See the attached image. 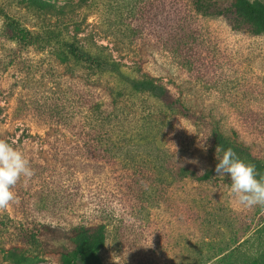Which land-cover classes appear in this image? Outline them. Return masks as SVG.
Segmentation results:
<instances>
[{
	"label": "rangeland",
	"instance_id": "374dc122",
	"mask_svg": "<svg viewBox=\"0 0 264 264\" xmlns=\"http://www.w3.org/2000/svg\"><path fill=\"white\" fill-rule=\"evenodd\" d=\"M170 7L171 0L165 6L159 0H0V139L35 164L48 132L58 124L48 120L49 108L57 104V112L66 119L72 111L67 100L74 95L69 89L83 79L107 87L108 92L120 91L116 133L142 132L149 144L162 145L165 133L175 129L174 115L156 98L132 93L115 68L138 79L144 73L165 74L184 86L187 100L221 105L230 116L227 125L242 122L250 108L264 114V70L256 61L264 41L229 34L221 21H205L201 52L185 58L171 48ZM12 24L45 42L23 56V67L11 63L15 43L8 40L7 29ZM71 44L102 60L104 72L77 67L65 52ZM248 49L253 54L248 56ZM242 54L241 60L226 62ZM263 124L253 128L264 147ZM162 179L171 184L169 176ZM81 180V176L43 173L21 178L13 189L16 201L0 209V216L15 222L32 217L59 221L65 197L71 196L75 206L80 201L81 206L88 204L84 209L90 215L105 203L115 223L124 222L122 230L111 226L107 264L264 263V207L238 206L228 186L185 182L184 188L161 192L146 188L139 197H129L115 181ZM15 240L12 227L0 231V264H12L8 256ZM15 246L20 255L24 253V247ZM26 250L31 264L64 262L36 245Z\"/></svg>",
	"mask_w": 264,
	"mask_h": 264
},
{
	"label": "trees",
	"instance_id": "16d2710c",
	"mask_svg": "<svg viewBox=\"0 0 264 264\" xmlns=\"http://www.w3.org/2000/svg\"><path fill=\"white\" fill-rule=\"evenodd\" d=\"M159 2L166 5V0ZM167 17L172 20L171 48L188 59L196 58L201 52L206 40L202 26L205 21H221L229 34L246 37L251 42L264 41L262 0H171ZM7 37L15 43L11 63L16 67L24 66L23 56L31 49L45 44L43 38L13 24L7 29ZM65 52L77 67L104 72L105 63L79 46L71 44ZM248 53V56L253 54L250 49ZM256 55L258 65L264 70V50ZM242 57L243 54L238 58L234 55L226 62L233 64ZM115 71L132 93L148 94L171 112L175 129L165 133L162 145L149 144L148 137L142 132L116 133L114 126L119 122L120 91L111 89L108 92L107 87L97 82L81 79L77 87L69 89L74 95L67 100L66 107L72 111L66 119L57 112V104L48 110V120L58 124L52 126L53 133L48 132L44 152L36 163L29 160L34 176L42 173L46 176H81L82 183L91 184L95 180L102 183L115 181L129 197H139L146 188H157L160 192L184 188L185 182L203 186L214 181L219 187L229 186L230 177H218L215 172L219 162L217 155L222 156L223 150L229 147L240 159L255 165L258 178L264 176V147L258 143L253 128L257 123H264V114L258 115L250 108L244 112L247 117L242 122L227 125L230 116L222 112L221 105L187 100L184 86L165 74L144 73L138 79L123 74L119 68ZM261 77L264 79V74ZM164 176L170 177L171 184L167 185L164 179L159 181ZM69 198L72 197H65L64 213L59 221L32 217L15 222L0 216V231L12 227L16 234L8 256L12 264H31L26 249L35 245L46 254L62 258L61 264H107L111 226L122 230L124 222L116 224L105 203L99 204L102 208L98 213V210H92L90 215L84 209L88 204L81 206L80 201L75 206V201H69ZM15 243L25 248L24 253H18Z\"/></svg>",
	"mask_w": 264,
	"mask_h": 264
},
{
	"label": "clouds",
	"instance_id": "9594fccd",
	"mask_svg": "<svg viewBox=\"0 0 264 264\" xmlns=\"http://www.w3.org/2000/svg\"><path fill=\"white\" fill-rule=\"evenodd\" d=\"M215 166L218 177L228 175L231 196L238 206L252 208L264 207V176L258 178L255 165L240 159L231 148L223 150ZM34 169L24 153L5 139H0V209H6L17 199L14 187L24 178L31 179Z\"/></svg>",
	"mask_w": 264,
	"mask_h": 264
}]
</instances>
